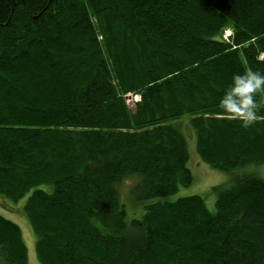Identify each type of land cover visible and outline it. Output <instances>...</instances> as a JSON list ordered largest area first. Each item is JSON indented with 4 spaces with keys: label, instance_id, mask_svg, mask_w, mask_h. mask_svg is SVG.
<instances>
[{
    "label": "trees",
    "instance_id": "trees-1",
    "mask_svg": "<svg viewBox=\"0 0 264 264\" xmlns=\"http://www.w3.org/2000/svg\"><path fill=\"white\" fill-rule=\"evenodd\" d=\"M248 70L264 74V0H0V207L37 262L264 264L263 179L213 188V210L167 201L192 184L191 134L211 169L264 164V119L244 128L219 105ZM128 179L144 204L130 222ZM0 264H28L1 214Z\"/></svg>",
    "mask_w": 264,
    "mask_h": 264
},
{
    "label": "rangeland",
    "instance_id": "rangeland-1",
    "mask_svg": "<svg viewBox=\"0 0 264 264\" xmlns=\"http://www.w3.org/2000/svg\"><path fill=\"white\" fill-rule=\"evenodd\" d=\"M226 32L230 33L231 37L232 32L227 29L223 32L222 38L223 35L225 37ZM123 100L127 109L131 113H134L135 105L140 102V95L139 93H127L123 96ZM181 129H183L182 125ZM183 133L188 135L186 130H184ZM192 136L193 135L191 134V139L190 137L186 138L189 157L187 168L192 176V184L186 188H180L175 195L167 197V201L172 202L181 197L199 196L204 199L207 208L213 210L216 199V193L212 191L213 188L228 189L233 187L238 179L241 178L240 176L244 175H254L264 180V164L249 165L232 173L214 170L201 163L196 154L195 142ZM135 179L134 181L128 179L118 187L119 201L124 205L127 222H130L133 219H139L144 213V204L137 202L131 192V189L135 184ZM0 214L20 228L22 238L24 239L27 248L28 264H39L35 256L34 235L24 219H20L18 214L15 213V211L10 210L8 207H0Z\"/></svg>",
    "mask_w": 264,
    "mask_h": 264
},
{
    "label": "clouds",
    "instance_id": "clouds-1",
    "mask_svg": "<svg viewBox=\"0 0 264 264\" xmlns=\"http://www.w3.org/2000/svg\"><path fill=\"white\" fill-rule=\"evenodd\" d=\"M261 93H264V74L253 70L233 73L219 105L229 118L239 120L241 127L248 128L264 119L259 115L264 109V100L256 98Z\"/></svg>",
    "mask_w": 264,
    "mask_h": 264
},
{
    "label": "built area",
    "instance_id": "built-area-1",
    "mask_svg": "<svg viewBox=\"0 0 264 264\" xmlns=\"http://www.w3.org/2000/svg\"><path fill=\"white\" fill-rule=\"evenodd\" d=\"M229 37H230V33L226 32L225 37L223 35V40L227 42L228 41L227 39H229Z\"/></svg>",
    "mask_w": 264,
    "mask_h": 264
}]
</instances>
